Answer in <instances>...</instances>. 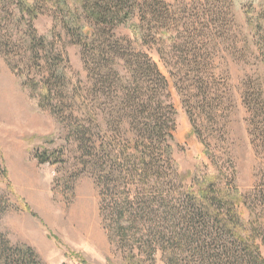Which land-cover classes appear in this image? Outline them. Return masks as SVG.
<instances>
[{
	"label": "rangeland",
	"instance_id": "rangeland-1",
	"mask_svg": "<svg viewBox=\"0 0 264 264\" xmlns=\"http://www.w3.org/2000/svg\"><path fill=\"white\" fill-rule=\"evenodd\" d=\"M26 1L0 0V233L11 246L32 248L42 264H80L70 253L87 264H150L144 255L124 259L127 245L145 235L139 224L170 227L175 211L165 205L182 196L175 170L196 167L216 173L220 187L238 190L252 220L264 222V0H160L184 25L182 54L170 62L184 74L173 79L174 88L170 82L169 93L150 69L132 64L139 55L160 65L151 38L143 46L121 24L125 13L137 23L140 6L152 0H122L114 27L89 18L96 0ZM84 25L97 37L85 40ZM150 101L162 119L174 121L170 157H157L156 178L119 181L146 187L163 211L158 219L141 214L128 243L110 246L94 181L105 165L97 157L102 148L121 152L140 135L137 105ZM43 152L59 162L38 164L34 155ZM153 264H164L159 251Z\"/></svg>",
	"mask_w": 264,
	"mask_h": 264
},
{
	"label": "trees",
	"instance_id": "trees-1",
	"mask_svg": "<svg viewBox=\"0 0 264 264\" xmlns=\"http://www.w3.org/2000/svg\"><path fill=\"white\" fill-rule=\"evenodd\" d=\"M212 1L218 3V0ZM152 2L148 5L144 3L143 9L140 6L137 23H130V13H125L121 24H127L132 38L143 46H148L144 41L147 37L151 38L160 65L146 55L148 60L144 56L135 55L132 64L136 65L138 71L150 69L159 83L163 84L162 89L169 93L170 82L174 88L173 79L178 74H184L173 71L170 64L182 54L181 50L185 45L184 25L181 18L177 19L179 17L176 16L173 19L169 16L168 5L160 0ZM18 4L29 6L30 3L19 0ZM122 4V0H96L89 6V18L98 26L119 25L116 16ZM213 14L208 11V15H204L206 25H210L207 19ZM185 29L188 38L196 37V32H190L188 25H185ZM81 32L85 40L97 37L98 33L91 25L82 26ZM105 45L107 49H115V46L108 42ZM167 45L170 47L167 48ZM176 51L178 54L172 55ZM123 60L125 61V58ZM41 96L45 100L49 98L50 92L42 91ZM153 104L154 102L150 101L148 104L137 105L138 111L134 118L139 124L140 135H135L133 139L128 138L121 152H106V149L102 148L97 157L100 166L105 165L102 175L94 174V181L99 189L101 226L110 246L120 241L128 243V232L138 223L137 219L141 214L153 215L158 219L163 211L159 202L148 198L150 192H145L146 187H138L133 185L134 183L121 184L119 181L120 177L139 179L151 174L156 178L161 163L157 157L167 160L170 157L169 142L173 141L175 124L172 118L168 121L162 119L160 106L155 104L153 107ZM51 109L53 114L58 116L57 111L53 107ZM192 129L195 133L193 126ZM158 144L162 152L157 149ZM56 156L43 152L35 154L34 158L40 165H54L59 162ZM85 156L94 157V154L91 152ZM115 163H118L117 167ZM175 174V181L182 191V196L178 201H167L165 205V208L173 205L171 209L175 211L172 212L170 227L163 223H156L149 228L139 224L140 231L145 235H141V239H136L135 243L127 245L128 256L124 254V259L131 261L136 256L144 255L146 261L153 264L159 251L164 264H264V222L257 218L252 220L246 198L236 189L220 187L217 183L218 177L212 171H201L196 167L183 173L175 170ZM4 175L7 178L6 170ZM133 236H138V233H133ZM70 257L78 259L80 264H87L78 255L70 253ZM0 264L42 263L32 248L25 245L11 246L7 238L0 233Z\"/></svg>",
	"mask_w": 264,
	"mask_h": 264
}]
</instances>
